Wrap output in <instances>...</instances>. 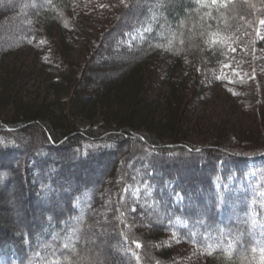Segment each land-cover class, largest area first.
Wrapping results in <instances>:
<instances>
[{"label":"trees","instance_id":"trees-1","mask_svg":"<svg viewBox=\"0 0 264 264\" xmlns=\"http://www.w3.org/2000/svg\"><path fill=\"white\" fill-rule=\"evenodd\" d=\"M80 1L107 0H0V29L9 36L0 57L48 49L42 64L58 75L51 89L62 99L59 114L43 103L16 104L12 116L0 115V156L17 157L8 165L0 160V194L10 195L16 181L27 194L8 201L9 214L0 211V264H78L102 244L106 264H176V244L199 249L204 264H264V140H241L235 150L161 139L177 137L189 84L204 93L209 70L231 56L229 44L237 53L255 51L251 67L261 78L264 0H119L108 28L96 31L95 44L75 63L65 44L69 32L85 35ZM118 42L122 58L109 64L103 56ZM155 58L187 65L184 78L170 82L174 97L157 125L148 123L153 106L142 97L143 72ZM110 71L117 75L105 77ZM99 105L102 121L82 130L78 119ZM259 115L264 130V105ZM141 143L149 152L135 158ZM118 150L122 165L99 166ZM96 160L99 177L91 182L86 170ZM137 187L145 188L141 199ZM104 199L112 211L102 216ZM170 233L177 239H167Z\"/></svg>","mask_w":264,"mask_h":264},{"label":"rangeland","instance_id":"rangeland-1","mask_svg":"<svg viewBox=\"0 0 264 264\" xmlns=\"http://www.w3.org/2000/svg\"><path fill=\"white\" fill-rule=\"evenodd\" d=\"M121 3H124L123 0ZM118 4L119 0H107L105 3L96 4L86 1L79 2V10H76V14L82 11L86 13L88 20L85 22V35L75 32L66 34L67 41L65 46L68 47V56L71 61L78 63L85 58L89 52V43L95 44V41L91 39L94 38L97 30L108 28L109 23L112 21V19H108V13L120 8ZM8 39L9 36H3V30L0 29V43ZM260 39L262 40L261 37ZM121 44V42L116 43L113 46L114 53L112 55L107 53L108 57L103 52L105 57L103 54L102 56L106 60L108 59L109 64L122 58L116 52L118 51L117 47ZM228 51L231 53V56L226 61L212 67L206 75V81H203L204 93L197 94V91L193 92V88H196L193 87L191 89V85L188 83V99L185 102L184 111L177 124V135H174L177 137L172 138V134L168 133L161 134V139L167 143L169 142L168 144L178 139L180 142L186 141L201 148L218 144L237 150L239 149L237 145L241 140H253V142L264 140V130L259 115L264 105V68L260 71L261 78L258 77L259 73L256 74L255 68L251 67V63L255 60H251V55L254 56L255 51H250L247 46L241 48L237 53L236 48L232 44H229ZM49 54L50 51L48 49L38 46V48H26L11 53L8 56L0 57V115L2 119L8 118L15 113V109H18L15 107L16 104L40 107V104L46 103L49 107L52 106V108H49L50 112H54L55 114L60 113L59 109L62 99L58 95L53 96V90L51 89V80L57 78L58 75L52 71L46 72L42 64V62L49 58ZM113 72H106L105 77H115L117 74ZM185 73H187V65L184 61L181 64H175L165 58H155L149 62L143 72L145 85L142 89L143 99L148 102V105L153 106L151 116L155 118V121H148L149 124L153 123L157 125V122L165 116L167 99L174 97L172 96V92L175 89L171 87L170 82H180L184 78ZM99 97L97 99L98 103L101 101V97ZM126 100V106H123L122 109L129 106L130 99ZM118 107L117 105L115 109ZM103 114L104 108L101 105L95 106V109L87 117L78 119V125L82 130L87 129L91 125H99L103 119ZM144 129L143 127V131ZM134 148H136L134 149L135 158H137L136 154L146 156V153L149 152V147L145 146L144 143ZM120 153L121 151L118 150L109 156L104 155L106 157L100 159V163L102 164L99 166L103 165L105 168L108 166L109 169L111 168L110 165H113V167L118 163L122 165L119 160V158L121 159ZM3 157L4 155H1L0 160L6 165L10 164L14 158H17L15 156L13 158ZM122 159L123 161L124 159L126 160L123 156ZM97 162V160L94 161L92 166L97 165ZM99 166H96L97 169L94 166L86 170V173L91 177V182L99 177ZM250 171L254 173L252 169ZM132 174L135 173L132 172ZM247 180H250L249 177ZM234 181L236 180L231 181V186ZM108 182L109 178L104 182V194L108 191ZM241 184L242 181H239L238 186ZM11 187L12 192L10 195L8 192L0 194L4 198H7L4 202L0 201V211L3 215L9 214V212L6 213L3 210L8 201L10 204L12 202L18 203L20 199H25L27 196V194L19 192L22 187L21 181L14 182ZM144 189V187L133 189L136 199H141ZM107 200L104 199L102 201V209H104L102 216L112 211L109 210L111 206ZM95 235L98 236L99 234H93V236ZM165 237L171 240L177 239L173 233L165 235ZM176 245L177 247L173 246L175 248L173 252L174 263H205L206 258L199 252V249L185 247V245ZM101 246L99 253H93V258L87 254L78 261V264H106L107 260L104 258L106 247L103 244Z\"/></svg>","mask_w":264,"mask_h":264},{"label":"snow or ice","instance_id":"snow-or-ice-1","mask_svg":"<svg viewBox=\"0 0 264 264\" xmlns=\"http://www.w3.org/2000/svg\"><path fill=\"white\" fill-rule=\"evenodd\" d=\"M218 2V0H213V3ZM262 24H264V21L261 22ZM139 247V245H137Z\"/></svg>","mask_w":264,"mask_h":264}]
</instances>
